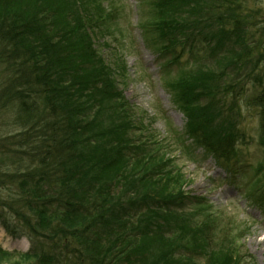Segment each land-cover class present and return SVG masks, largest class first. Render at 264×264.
Wrapping results in <instances>:
<instances>
[{
    "label": "trees",
    "instance_id": "16d2710c",
    "mask_svg": "<svg viewBox=\"0 0 264 264\" xmlns=\"http://www.w3.org/2000/svg\"><path fill=\"white\" fill-rule=\"evenodd\" d=\"M259 1L152 0L154 18L145 28L170 63L184 54L194 61L169 87L188 135L227 174L236 172L247 144L244 107L259 118L264 150ZM109 6L0 0L4 228L31 241L19 253L23 264H194L196 252L206 253L209 264H240L229 226L219 236L230 245L217 246L226 241L217 239L213 218L195 223L173 211L189 201L178 176L166 170L154 142L134 136L137 116L118 87L114 63L94 44L114 14ZM174 228L180 237L170 234ZM189 232L191 247L181 238ZM0 257L12 253L0 247Z\"/></svg>",
    "mask_w": 264,
    "mask_h": 264
},
{
    "label": "rangeland",
    "instance_id": "374dc122",
    "mask_svg": "<svg viewBox=\"0 0 264 264\" xmlns=\"http://www.w3.org/2000/svg\"><path fill=\"white\" fill-rule=\"evenodd\" d=\"M103 1L114 14L94 34V44L107 62L114 63L118 87L137 116L134 136L155 143L166 170L178 176L179 186L189 198L187 204L173 211L184 218L191 215L195 223L213 218L217 239H224L220 236L226 229L222 228L229 226V237L236 243L232 245L237 246L233 252L240 264H264V170L260 168L264 166V150L258 116L244 107L240 125L247 144L240 146L242 158L236 172L227 174L187 133V117L169 86L195 63L188 54L176 63L162 54L161 43L145 29L154 18L152 0ZM258 7L264 8V0ZM208 65H215L213 59ZM163 214L159 217L162 221ZM170 234L180 237L181 231L174 228ZM181 238L188 247L195 244L190 232ZM224 241V245H216H230L231 240ZM0 247L12 253V257H0V264H23L19 253L29 250L31 241L25 235L10 234L0 220ZM159 249L160 245L154 246L149 257ZM203 253L193 255L194 264H209V257Z\"/></svg>",
    "mask_w": 264,
    "mask_h": 264
}]
</instances>
